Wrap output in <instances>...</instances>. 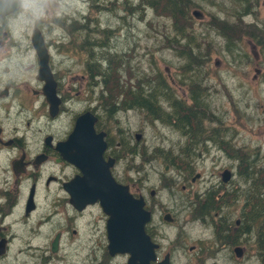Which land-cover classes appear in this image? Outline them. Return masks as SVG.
<instances>
[{"label": "rangeland", "instance_id": "rangeland-1", "mask_svg": "<svg viewBox=\"0 0 264 264\" xmlns=\"http://www.w3.org/2000/svg\"><path fill=\"white\" fill-rule=\"evenodd\" d=\"M190 1L188 13L191 18L186 24L184 35L178 34L168 16L145 7L147 4L139 9L138 3L141 0H23L20 12L10 18L8 23L10 35L24 44L26 36H30L32 28L40 20L47 40L52 43V55L64 63L62 68L69 70V74L75 78L80 79L82 74L86 75L84 84L88 80L90 96L98 95L97 90L102 89V86L105 96L109 94L108 88L112 89L110 96L118 94L115 100L107 101L111 108L117 105L118 108L113 110V114L106 116L105 126L110 132L120 133L132 141L135 140L136 133L141 134L138 140V156L130 160L136 169L132 171V175L137 188L141 191L146 187L160 188L157 197L171 207L175 202L178 205L184 203L195 192L200 193L197 198L202 203L206 194L203 192L211 191L212 186L225 184L227 188L224 202L217 200L211 193L215 201L210 206L218 208L228 204V211L223 209V212L228 213L234 221L239 215L242 216L241 212L249 214L259 197L252 188L251 195L237 197L243 187V180L239 177L238 159L228 155L233 152L232 145L251 153L254 166L249 168L252 175L256 174L254 170L264 167V0H250L251 8L247 10L243 7V0ZM195 9L202 13L201 18L192 15V10ZM215 20L233 27L240 25V38L233 40L231 45L227 44L221 29L217 30L212 26ZM226 28L229 29L228 26ZM62 35L64 39H58ZM85 36H88V40H85ZM89 38H99L101 44L95 45ZM70 40L73 42L72 48L64 43ZM84 41L87 42L84 44ZM179 43H184L185 46ZM188 47L194 56L192 65L183 56L186 55L185 50ZM100 56L111 59V70L106 71L103 66L101 68L93 65L95 62L98 64ZM123 61V67L118 68V63ZM186 65L187 70L194 69L192 73L182 74ZM113 67L119 70L118 77L112 71ZM98 71L107 75L96 77ZM153 75H159L154 77L165 85V92L155 93L156 99L161 100L164 107L168 105L165 101L166 91L176 93L187 105L191 104L187 90L189 77L193 76L194 81L199 83V89L205 92L210 111L216 115L215 125L212 126L223 130L220 131L223 134L215 133L221 136L220 139L215 142L206 141L202 146L196 145L194 150L195 145L188 143V138L175 129L172 123L170 125L161 118H151L144 110L134 107L131 92L137 90L138 81L142 82ZM116 82L122 85L121 88ZM154 83L157 85L156 81ZM95 85H98L97 89L94 88ZM92 88L94 92H91ZM120 89L130 93L121 94ZM79 95L80 93L77 96ZM124 97L126 103H122ZM75 99L80 101L75 100L73 108L80 109L85 101ZM129 102L133 106L122 108ZM223 138L231 143L225 142L223 146ZM182 148H186L184 155H187V159L174 160L172 153H179ZM169 158L176 165L166 171L164 160ZM241 158L248 159L244 156ZM119 166V171H122L124 166ZM224 168L232 171L230 180L225 183L220 175ZM189 171L198 172L200 176L185 192L180 191L182 182L172 184L169 188L163 186L162 174L173 176L179 181L183 177L178 174L189 175ZM257 184L256 180L247 182L248 186ZM243 194L242 192L241 195ZM208 211L205 204L201 212ZM262 211L264 212V207ZM247 225L244 220L243 226ZM186 231L191 235L188 244L195 243L196 239L203 236L198 235L203 234L198 224L188 227ZM257 232L259 230L256 229L250 233L253 241L249 246L252 250L248 249L249 254L238 263L234 260L233 264H262L258 246L255 244ZM176 233L175 228L169 235L173 238ZM234 239L237 241L236 237ZM26 261L23 254L12 250L5 260H0V264H24ZM187 261L188 256L185 255L179 262L177 259V264H185ZM218 264L228 263L222 260Z\"/></svg>", "mask_w": 264, "mask_h": 264}, {"label": "flooded vegetation", "instance_id": "flooded-vegetation-1", "mask_svg": "<svg viewBox=\"0 0 264 264\" xmlns=\"http://www.w3.org/2000/svg\"><path fill=\"white\" fill-rule=\"evenodd\" d=\"M244 3L246 10L251 8L250 0ZM20 10L21 6L16 11L0 14V242L4 244L0 260H5L9 251L16 250L27 259L28 263L24 264L128 263L129 253L112 252L109 248V216L99 200L85 201L86 190L79 178L83 173L63 156V143L72 133L77 117L88 111L96 118V134L104 133L103 158L105 162H112L111 175L117 183L127 185L131 195L142 196L144 208L149 212L145 232L155 246L148 264H177V259L179 262L185 255L188 256L185 264H208L209 261L218 264L222 260L233 264L234 260L238 263L248 255L253 240L249 228L243 226L242 216L233 221L223 212V209L228 211V204L218 208L210 206L215 201L211 193L224 202L225 184L203 192L206 194L202 203L197 198L200 193L195 192L184 203L175 202L171 207L157 197L160 188L146 187L141 191L135 186L132 171L136 169L130 160L138 156L137 138L132 141L105 126V118L112 108L105 99L103 86L97 90L98 95L90 96L88 80L84 84L86 75L77 79L62 68L64 63L52 55V43L47 40L40 20L24 44L10 35L8 20ZM35 28L43 35L48 54L49 75L46 76L51 77L50 81L40 71V58L32 38ZM98 39L93 38L95 45L101 44ZM64 43L72 48L71 40ZM51 81L55 92L51 90ZM50 92L55 102L58 99L54 114L50 109ZM75 98L85 101L80 109L73 108L80 101ZM74 150L72 144L69 152ZM119 165L124 166L122 171ZM170 167L165 164L164 170ZM188 173L178 174L183 177L179 181L162 174L163 186L169 188L182 182L180 191L185 192L200 176L198 172ZM205 204L209 211L202 213ZM195 224L203 233L198 235L203 236L188 244L191 235L186 229ZM175 228L177 233L171 238L169 232ZM260 236L264 240V229L260 230ZM36 241L41 243L35 244ZM258 255L264 264L263 257Z\"/></svg>", "mask_w": 264, "mask_h": 264}, {"label": "trees", "instance_id": "trees-1", "mask_svg": "<svg viewBox=\"0 0 264 264\" xmlns=\"http://www.w3.org/2000/svg\"><path fill=\"white\" fill-rule=\"evenodd\" d=\"M244 2L245 0H243V7H244ZM190 3H191L190 0H141V2L138 3V8L141 9V7L147 4L145 5V7L148 6L150 8H153L158 14H164L168 16L169 18H171L175 29L178 31V34L184 35L185 34L184 31H186L185 30L186 24L188 23L189 18H191V15L188 13V9L191 5ZM181 19H184V20L180 21ZM178 23H181V25H179ZM212 26L216 27L217 30L219 28L221 29L222 35H224V37L227 40L226 43L230 45L233 44V40H238L240 38V34L242 33V31H240L241 29L240 25H235L233 27V25H230V24L227 25L225 22H222L220 20H215ZM225 26L226 27L228 26L229 29H227ZM231 27H233L234 29L230 31ZM234 30H235V33H233ZM86 37L88 36H85V38ZM85 40H88V39L86 38ZM90 40L91 42H94L93 38H91ZM85 43L86 41H84V44ZM179 44L183 45L184 43H179ZM185 52H186V55H183L186 57L185 60H187V62H189L192 65L194 56L191 52V49L188 47L185 50ZM99 59L100 60H98L99 61L98 64L95 62L93 65L101 67V68L103 66L106 71H109L110 64L112 66L111 59H109L107 56L105 57V59L104 57L100 56ZM123 65H124V61L119 62L117 66L118 68H122ZM193 70L194 69L192 68H189V70H187V65H186V68L182 70L183 71L182 74L192 73ZM112 71L115 72V76L118 77L120 75L119 70L117 71L115 67H113ZM102 75L104 77L107 74H105L104 72L100 73L98 71V73L95 76L101 77ZM154 76H159V75H153L152 78H145L144 81L137 82L136 84L137 90H135L134 92L133 91L131 92V94L133 93L132 95L134 97V99L132 98L134 107L137 106V108L144 110L147 116H150L151 118L152 117L161 118L164 123H167L170 125L173 124V127L175 129L180 131L181 134L185 135L188 138V143L190 142L191 145H195L194 150L196 149V145L202 146L203 144L207 143L206 141L210 140V141L215 142V141H218V139H220L221 136L216 135L215 133L223 134L220 132L223 130L218 129L217 126H212V124L215 125L214 121H215L216 115L213 113V111H210V106L205 100V92L199 89V83L194 81L195 79L192 78L193 76L189 77V86L186 85L188 86L187 92H188V95L190 96L189 98L192 101L190 102L191 104L187 105L184 99L179 98V95H177L176 93H173L171 91H166L167 98H165V101L168 103L167 107H164L163 102L159 99L157 100L155 97V93H163L165 92L166 88H165L164 83L163 82L161 83V81L156 79L157 77H154ZM103 80H104L105 85H107L106 79L104 78ZM154 81H156L157 85H155ZM116 83L117 85L120 86L118 82ZM111 92H112V89L108 88L109 94L105 96L106 101L115 100L118 97V94L117 96L116 94L113 97L110 96ZM116 92L117 91L115 90V93ZM127 92L128 91H122V89H120L119 91V93L121 94L123 93L126 94ZM130 102L127 104H124L122 108L128 107L129 105L133 106L132 104H130ZM122 103H126L125 97ZM117 106L116 108H118ZM114 109L115 108H112V110L109 112L110 115L113 114ZM225 142L231 143V141L225 140L224 138L221 139V143L223 146ZM232 147H233L232 148L233 152H229L230 154L228 155L229 157H232L233 159H238L237 166H238L239 173H240L239 177L243 180V187H241L242 190L240 188V191L237 197L251 195L252 193L251 188L255 193H257L259 197L258 200L252 205L253 208L251 207V211L249 214L245 212H241L243 216L242 218H243V221L245 220V223L248 224L247 227L249 228L251 232H253V230H256V229L259 230L260 232V230L264 229V212L262 211V208L264 207V167L262 168L261 166V168L259 167L257 170H254L256 174L252 175V171L249 168L251 166H254L251 160V156H252L251 153L250 152H249L250 154L246 153L248 152V150L246 151L244 148H241V147L238 148L234 145H232ZM137 149L138 151L140 150V148L138 147ZM185 150L186 148H182V150H180L179 153H174V154L172 153V155H174V157L172 158H174V160L187 159V155H184ZM242 156L247 157L248 159H242L241 158ZM172 158L165 159L164 163L170 166H175L176 162L175 161L172 162L170 160ZM254 180L258 182L257 185H252V186L247 185V182L252 183ZM242 192L244 193L243 195H241ZM213 196L215 197L216 194H214ZM218 204H219V201H218ZM253 228H256V229H253ZM259 232H257V235H256L257 240L255 244L258 246L261 256L264 257V240L260 236Z\"/></svg>", "mask_w": 264, "mask_h": 264}, {"label": "water", "instance_id": "water-1", "mask_svg": "<svg viewBox=\"0 0 264 264\" xmlns=\"http://www.w3.org/2000/svg\"><path fill=\"white\" fill-rule=\"evenodd\" d=\"M20 6V0H0V14L16 11ZM192 13L196 18L201 17V12L198 10H193ZM32 38L40 58V71L50 81L51 77L46 76L49 75L48 54L41 31L35 28L32 31ZM50 86H52V92H55L53 81ZM52 92H50L51 96ZM50 95L48 96L51 102L50 109L54 114L58 99L55 102ZM95 120V116L89 111L77 117L72 133L63 143V156L83 173V176L79 178L83 181V187L86 190L85 201L99 200L104 212L109 216L107 228L111 251L129 253L130 258L127 264H148L155 246L145 232L149 212L144 208L145 202L142 196L131 195L128 186L117 183L111 175L109 168L112 162H105L103 158V152L106 149L104 133L96 134ZM135 137L139 140L141 134L137 133ZM72 144L75 147L73 153L69 152ZM230 177L231 171L224 169L221 173L222 181L228 182ZM3 253L4 244L0 242V255Z\"/></svg>", "mask_w": 264, "mask_h": 264}, {"label": "bare ground", "instance_id": "bare-ground-1", "mask_svg": "<svg viewBox=\"0 0 264 264\" xmlns=\"http://www.w3.org/2000/svg\"><path fill=\"white\" fill-rule=\"evenodd\" d=\"M244 10V9H243ZM243 14V13H242ZM235 26V25H234ZM163 155V154H162ZM231 178V177H230Z\"/></svg>", "mask_w": 264, "mask_h": 264}]
</instances>
